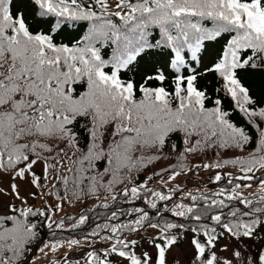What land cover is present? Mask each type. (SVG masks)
I'll return each instance as SVG.
<instances>
[{"label":"snow or ice","instance_id":"snow-or-ice-1","mask_svg":"<svg viewBox=\"0 0 264 264\" xmlns=\"http://www.w3.org/2000/svg\"><path fill=\"white\" fill-rule=\"evenodd\" d=\"M0 264H264V0H0Z\"/></svg>","mask_w":264,"mask_h":264}]
</instances>
